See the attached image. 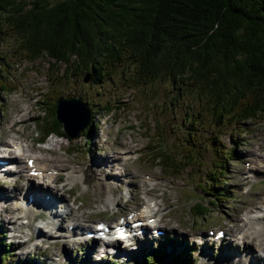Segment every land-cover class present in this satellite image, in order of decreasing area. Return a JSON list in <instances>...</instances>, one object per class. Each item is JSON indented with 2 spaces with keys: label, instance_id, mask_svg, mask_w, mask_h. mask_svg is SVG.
<instances>
[{
  "label": "rangeland",
  "instance_id": "1",
  "mask_svg": "<svg viewBox=\"0 0 264 264\" xmlns=\"http://www.w3.org/2000/svg\"><path fill=\"white\" fill-rule=\"evenodd\" d=\"M2 36L0 63H11L8 78L10 83L14 82L12 86L15 88L12 91L0 89V161L3 160L6 143L19 134L16 140L26 139L24 141L29 146L26 156H42V160L51 162L50 167H57L65 173L69 171L68 175L73 172L65 188L49 185L51 189L54 187L58 196L57 209L64 211L66 216L62 215L64 219L60 224L55 218L52 221L54 224L50 225L47 223L49 213L43 210L40 213L42 219L38 215L33 221L40 224V229H31L26 225L28 219L22 213L23 207L12 212L14 204L24 201L22 195L27 192L28 180L19 178L16 170L0 172V195H5L0 200V229L6 232L4 239L10 243L13 260L30 256L40 259L42 264L76 263L74 260H78V255L85 251L90 260L111 256L121 262L131 251L128 264H139L141 254L152 247L149 241L143 242L142 235L137 237L142 245L132 238L126 243L121 241L116 252L112 253L102 251L96 242H91L92 239H85L83 230L87 226L94 228L96 220L114 219L120 214L125 215L129 209L144 206L153 208L151 213L156 215L154 221L157 228L176 236L173 252L161 256V264H168L182 248L192 251L200 264H249L252 255L258 258V264H264L263 235L248 232L249 223L241 218L264 199V155L257 163L252 162V156L264 154V116L234 123L229 127V133L220 137L232 148V157L226 161L224 176L231 187V196L217 199L205 193L200 186L205 174L213 172L210 170L213 152H207L203 146L207 143L205 136L210 129L204 124H197V129L193 126L189 129L187 125L190 112L197 109L191 96H182L181 104H170L174 90L168 88V83L133 85L125 80L120 70L104 83H95L90 79L84 81V73L80 76H58L47 70L49 62L45 57L31 61L24 59L16 51L14 37L7 31L2 32ZM56 92L63 95H74L72 93L75 92L91 108L107 104L112 109H100L92 121L94 128L89 133L87 130L83 132L85 126L70 139L52 133L43 142L37 143L35 117L39 112L43 113L40 106H51ZM70 112L74 120L85 115L83 109L73 108ZM12 120L17 124L9 127ZM81 125L78 120L76 126ZM70 129L75 133L76 129ZM152 138L158 139L160 146L156 147V140ZM198 138L201 142L192 144ZM46 146L51 149H45ZM162 146L177 156L187 151L197 154V149L201 155L193 159L195 164L182 162L184 167L179 168L180 173L167 174L161 167L162 161L153 158L162 152ZM45 150H48L47 155H44ZM25 158L22 157L23 163ZM217 165L218 160H214L216 170L219 169ZM38 181L40 179H34L35 184L42 185ZM9 194L11 196H6ZM197 200L209 206L204 214H195ZM3 203L10 206L3 208ZM191 206L195 207L194 213ZM82 213L81 228L75 232V238H67L65 229L77 214ZM246 216L247 213L244 218ZM219 228L224 230L222 238L216 237ZM150 234L154 236L155 230L152 229ZM151 236L149 239L153 242ZM179 240L182 244L177 250ZM133 251H138L139 255H134Z\"/></svg>",
  "mask_w": 264,
  "mask_h": 264
},
{
  "label": "trees",
  "instance_id": "2",
  "mask_svg": "<svg viewBox=\"0 0 264 264\" xmlns=\"http://www.w3.org/2000/svg\"><path fill=\"white\" fill-rule=\"evenodd\" d=\"M6 31L14 37L22 58L45 57L52 74L84 73V77L89 72L92 82L104 83L120 70L133 85L168 83L174 90L170 104H181L182 96H191L197 109L190 112L187 125L197 129V124H204L210 129L203 146L213 152V172H207L201 187L217 199L231 196L224 176L232 148L220 137L234 123L264 116V0H0L2 39ZM10 64L0 63V89L7 91L15 88L8 78ZM59 94H54L51 106H42L37 122L44 134L70 139L56 113ZM101 108L112 109L107 104L90 107L83 132L93 130L92 121ZM152 139L154 144L159 141ZM200 142L198 138L192 144ZM196 153L177 156L162 146L153 158L162 161L167 173H179L182 162L194 164L193 159L200 157L199 149ZM214 160L219 162L217 170ZM195 205L196 213L208 211L201 202ZM4 233L0 229V264H42L30 256L13 260ZM167 244L172 245L173 238L164 236L161 246L146 249L138 263L161 264L159 258L173 252ZM184 249L168 264H200L192 251ZM77 259L76 264L79 260L80 264L129 262L110 257L90 260L85 251Z\"/></svg>",
  "mask_w": 264,
  "mask_h": 264
},
{
  "label": "bare ground",
  "instance_id": "3",
  "mask_svg": "<svg viewBox=\"0 0 264 264\" xmlns=\"http://www.w3.org/2000/svg\"><path fill=\"white\" fill-rule=\"evenodd\" d=\"M72 106H75V105L65 103V104H62V107H60V108L63 110V112H67V111H65V109H70ZM68 112H70V110ZM21 117L23 118V115ZM24 120H25V118H24ZM78 120H80L82 122V120H85V119L84 118H78L76 120H74L73 118L69 119V120L67 119V121H66L67 129H69L70 122H72L76 126L78 124ZM16 124H17L16 121L12 120L10 122L9 127H13ZM69 133H71L70 130H69ZM16 137H19V134H15L11 138V141H8L6 143L7 145H5V147L10 146V148H12V146H14L15 149H18V151L15 154H13L14 157H12L13 160L16 162V165L11 162L10 165L4 166V168H6V171H4V169H3V171L8 173V172H11L13 170H16L20 174L18 176L19 178L24 177L28 180V182L26 183V185L29 186L27 188V190L31 191L32 199L28 202L29 204H27V205L23 203V205L25 207H23L24 209H23L22 213L24 214V217H27V219H28L26 225H28V227H30L31 229H36V227H37V229H40V224L39 223H33V221L37 218L38 215H39V218L42 219L43 216L40 215V213L43 210H45L49 213V217L47 219L48 224H50V225L54 224V222H52V221L55 218L59 219L58 224H60L64 219L62 215H64V217L66 215L64 214V211H60V209H57L58 196L55 195L54 187L55 188H59V187L65 188L66 184L68 182L67 179L72 177L73 172H71V174L68 175L69 171H67L65 173L64 170H62V169H58L57 167H50L51 162L49 160H42V156H31L30 155V156L26 157L27 153H25V151L28 149V147L26 146V143L24 142V140H26V139H24L23 141L22 140L17 141ZM44 148L45 149H51V147H44ZM0 151H1V149H0ZM45 151H46V153L44 155H47L48 150H45ZM263 155L264 154H262V155L258 154L256 156H252V162L257 163L262 158ZM8 156H9V154L5 153V148H4V155L2 156L3 157L2 159L10 158ZM22 157H26L25 162H24L25 164L23 163ZM30 157L33 158V162L31 165H29L27 163L28 159ZM97 166H99V165H97ZM50 169H58V170H56L55 173L54 172L51 173V172H49ZM35 170L38 171V174H33V172ZM35 178L40 179V181H42V185L35 184L34 183ZM53 182L55 183L54 185H53ZM50 184H52V186H54L53 189H51V187H49ZM6 196H11V194L6 195ZM3 197H5V195L4 196L0 195V199H2ZM26 199H27V196H26ZM7 205H9V204L4 205V203H3V208H5ZM65 205L68 206L67 201H66ZM18 207H22V201L19 204H14L12 206V209H13L12 212H15V210H17ZM253 207L254 208H252L251 210L246 211L244 213V215L247 213V216L245 218H244V215L241 218L249 223V226L247 227V228H249L248 232L255 233L258 236L263 235V239H264V232L261 234V231L264 230V220H263L264 199L260 200ZM151 209L153 210V208H151ZM151 209H149L150 214L145 215V216H147V218H149L150 216L153 215L151 213L152 212ZM130 211L133 213V216H140L143 213H145V210L140 209V208L131 209ZM61 216H62V218H61ZM83 216H84L83 213L77 214L76 217H74L72 219L71 225H69V227L67 229H65V235H67V238H75V236H74L75 232H78L77 229L81 228L80 224H81V221L83 219ZM10 217L13 218L14 215H10ZM124 220H127V218H124ZM98 222L99 221L93 222L94 227ZM66 231H67V233H66ZM64 240H66V239H64ZM103 249L105 250L106 248L104 247ZM263 259H264V257H263ZM249 261L253 264H258V262H257L258 258L255 257L254 255H252L250 257Z\"/></svg>",
  "mask_w": 264,
  "mask_h": 264
},
{
  "label": "water",
  "instance_id": "4",
  "mask_svg": "<svg viewBox=\"0 0 264 264\" xmlns=\"http://www.w3.org/2000/svg\"><path fill=\"white\" fill-rule=\"evenodd\" d=\"M83 80L84 81L89 80V72H87L85 74V76L83 77ZM72 94H74V95H71L70 93H67L65 95L61 94V95L58 96L57 105H56V113H57V116L60 118V120L63 121L65 130L67 131V133L70 136H76L87 125L88 119H89V115H90L89 114L90 108H89L87 102L82 100L81 95L78 94V96H76L77 94L75 92L72 93ZM65 103H69V104L75 105V106H72L74 109H77V110L83 109V110H85V115L83 116V118L85 120H82V122H81L82 125L80 127L79 126L75 127V125L72 123V124L69 125V129H67L66 121H67V119L68 120L72 119L71 118V112H68V111L69 110L71 111V109H73V108L71 107L70 109H65V111H67V112H63V110L60 107H62V104H65ZM70 128L76 129L75 133H73L72 132L73 130L70 129ZM69 130L71 131V133H69Z\"/></svg>",
  "mask_w": 264,
  "mask_h": 264
},
{
  "label": "snow or ice",
  "instance_id": "5",
  "mask_svg": "<svg viewBox=\"0 0 264 264\" xmlns=\"http://www.w3.org/2000/svg\"><path fill=\"white\" fill-rule=\"evenodd\" d=\"M101 227H103V226H101Z\"/></svg>",
  "mask_w": 264,
  "mask_h": 264
}]
</instances>
